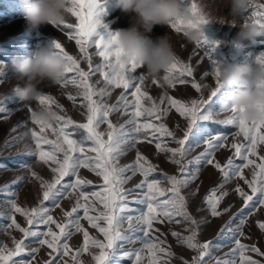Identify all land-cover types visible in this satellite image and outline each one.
Wrapping results in <instances>:
<instances>
[{
	"label": "snow or ice",
	"instance_id": "snow-or-ice-1",
	"mask_svg": "<svg viewBox=\"0 0 264 264\" xmlns=\"http://www.w3.org/2000/svg\"><path fill=\"white\" fill-rule=\"evenodd\" d=\"M102 2L103 0H73L75 7L70 9V12L71 16L75 17L78 22L62 23L55 26L62 32H66L68 39L74 40L75 45L79 48L80 55H70L59 40L53 41L57 50L67 60L66 74H71L70 76L66 75L60 84L65 87L71 84L79 89L76 95L69 94L68 99L75 104L77 96L82 97L81 103L86 108V122L78 123L71 117H64L58 113L55 120L50 122L38 118L36 112H32V121L39 126V131L31 130V137L35 142V156L39 161L49 165L53 178L50 181L43 180L35 172L31 173L32 176H37L41 180L43 189V198L35 207L28 209L19 205L15 199L8 200L10 211L6 210L4 213H0V221H7V223H0V229L15 228L22 233V237L20 239L12 237V247L0 243V264H33L40 247L45 245L51 251L48 253L50 259L44 261V264H61V261L63 264H68L64 257L69 256L70 253L73 264H84L80 259L84 253L91 256L92 264H121L124 259L129 260L130 264H143L145 250H147L149 257L148 264H160L164 257L159 256L158 253L164 254L169 259L174 253L170 249L161 247L160 245L164 241L159 240L158 237L153 239L150 233L153 230L154 221L163 223L165 220L175 223H180L183 220L190 223L191 227L187 229L189 235L183 236L175 231L172 232V235L177 238L178 243L197 252V256L192 258L191 264H202V260L207 255L211 245L210 241L203 244L198 241V221L188 212L186 198L181 194V188L191 179H195L196 176V173L187 171L188 166L182 161L188 151L185 145L189 138H199L206 131V125L201 122L213 120L212 112L208 111L207 105L220 90L219 80L216 81L217 86L211 89L207 98H204L203 89L207 88L208 85L197 82L191 63H186L176 57L166 70L163 81L169 87H175L177 84H191V87L201 93V96L199 99L184 102L181 99L167 96V92H165L160 98V103H156L146 91L142 90L145 76L135 74L140 66L136 63L123 64L117 59L120 53L118 49L113 47L115 45V33L107 30V25H104L105 33L96 32L98 25L102 23L98 18L100 12L103 11L99 7ZM188 4L194 14L199 17L201 23L210 21L198 9L195 0H188ZM251 17L264 23V4H255ZM172 28L180 31V28L175 24L172 25ZM94 33L99 38L93 41L91 37ZM201 37L202 42L201 40L196 42L198 46L205 47L208 43H218L209 42L208 37L204 34ZM93 45L96 49L94 54L101 57L103 61L95 65L92 59L93 53L89 52ZM204 56L215 65L213 69L218 74L216 62L212 60L207 49ZM258 59L264 62V53H261ZM81 60L87 62V70L81 67ZM95 73H99L103 77L105 87L97 88L95 84L90 83L91 77ZM208 74L207 71L204 72V76ZM153 82L156 83L157 79H153ZM96 83L98 84L99 81ZM113 86L125 91L121 92L116 103L109 104L103 101V97L111 95L110 88ZM129 89H134L130 93L133 99L128 98ZM165 97H167L168 107H161ZM145 99L152 102L151 107L144 105ZM37 100L43 107L52 109V106L55 105V107L62 109V106L50 95L41 93ZM172 108L187 120L183 137L179 139L165 123L152 122V120L161 121L162 117L166 116ZM121 110H123L122 114L130 112V118L125 121V124L132 125L128 132L124 131V124L117 127L109 119L112 112ZM0 111H7V109L0 107ZM235 112L236 110L232 109L231 114L225 119L214 122L234 125L239 129L235 136L242 134L245 142L234 141L231 147L235 149L234 156L238 157L241 162L237 163L234 158H229L227 163L222 165L219 161L214 163V158H209L212 157L215 149L224 147L222 142L227 140V136L221 134L210 136L204 141L207 148L200 157L196 158L195 163L198 165L203 159L209 165L214 164L215 168L222 172L225 180L232 176L243 180L244 184L251 189V194L239 185L235 191L243 198L245 208H250L255 204L264 205V155L258 151L259 147L264 145V121L247 124L237 119ZM145 115L152 119L142 123L140 117ZM103 124H107L106 132L99 130ZM48 130L51 131L53 138H49L47 135ZM77 130H84L86 135L82 139L73 138ZM149 135L157 140L160 137H171L178 145V147L170 148L162 142L155 144L158 152L170 153L169 160L179 167L180 176L164 174V179L170 185L167 189L161 187L160 180L149 178L152 173L157 171V167L139 151H137L136 158L132 163L123 166L119 164L118 158L128 150V145L134 148L141 138L148 139ZM149 142L151 143V141ZM45 146L48 147L45 148ZM90 153L94 155H90ZM28 154L33 155L31 152ZM253 156L258 157L260 163H257L256 159H252ZM191 163L193 162H189V164ZM250 166H253L252 175L251 179H247L244 176V169ZM81 168H87L98 177L103 178V184L99 185L101 191L89 193L82 190L86 184L91 182L79 177ZM129 171L133 176L139 173L143 180L136 184L134 189L126 190L123 185L132 178L125 176V173ZM66 177L68 182H65ZM72 177H76V179L73 181ZM9 187V185H5L0 188V192L12 195L8 193ZM220 187L222 185L210 189L205 196V202L213 217L221 215L218 210L219 204L227 195L226 192H220L217 195ZM68 189L80 190L79 197L71 211L64 213L67 219L61 223L53 218L50 214L51 209L45 207L44 202L52 201L56 207H59L58 200ZM135 190L141 192V198L135 203L142 207L136 210L138 215H126V213L133 211L127 200L128 193ZM90 196L103 205V210L98 209L96 204L89 200ZM81 198L83 203L80 202ZM250 202H252L251 205ZM80 209H83V219H86L92 228L97 229L103 235V239L91 236L80 223L81 217L78 215ZM90 212L97 214L91 215ZM241 212H244V209H241ZM17 213L24 217L27 227L21 226L17 222ZM73 214H77L75 219H73ZM125 220L128 223V233L122 230V224ZM244 222L245 220L242 218L240 225L233 233L234 237L243 235L240 229ZM41 225L45 226L46 230H40ZM53 225L59 231H54ZM258 226L264 230V222H258ZM72 228L77 233H83V244L75 249L68 243L73 235L70 231ZM156 231L159 230L156 229ZM133 237L140 242L141 247L122 250L123 243L133 242ZM30 239L38 247L29 248ZM235 244L236 248L233 249V255L239 253L241 264H259L258 261L245 255L248 250L259 253L258 248L253 245L249 249V246L241 243L238 238H235ZM93 249L97 251H92ZM260 254L264 255V253ZM25 255L29 259H24ZM164 264H167L166 260ZM184 264H189V262L184 261Z\"/></svg>",
	"mask_w": 264,
	"mask_h": 264
},
{
	"label": "rangeland",
	"instance_id": "rangeland-1",
	"mask_svg": "<svg viewBox=\"0 0 264 264\" xmlns=\"http://www.w3.org/2000/svg\"><path fill=\"white\" fill-rule=\"evenodd\" d=\"M198 5V9L202 11L204 16L210 21L205 25L204 33L208 37L209 42H219L218 44L208 43L204 46H198L196 42H190L186 40L182 34H177L172 28L166 26L157 25L153 28L151 33H145L150 39L154 40L157 36L163 35L165 31H168L172 35L174 51L176 57L180 58L186 63H191L194 67V76L198 83L207 84L208 87L203 89V96L207 98L211 89L215 86V82L212 78L211 72L215 65L204 56V52L207 49L210 52L212 60L219 64H239L246 62H253L254 59L264 53V36L258 37L256 42H250L247 40H240L237 37L238 27H234L229 23H221L220 17H227L228 8L226 6V0H195ZM182 6L188 4V0H181ZM255 4H264V0H254V4L250 7L247 15L252 16V12L255 9ZM24 4L22 0H0V107L6 108L7 111H0V188L5 185H9L8 193L12 195H6L0 192V213H4L6 210L10 211L8 200L15 199L16 202L25 208H32L39 204L43 198V189L41 187V180L37 178L41 177L43 180H52L53 173L49 165L39 161L35 156V142L31 137V130L35 129L39 131V126L32 121V112L39 111L43 106L38 100L32 101H20L13 92V87L20 83L14 73L12 61L14 58H22L30 55L37 47L41 45H50L54 40H59L70 55L78 56L79 48L75 45L74 40H70L67 37L66 32H62L59 28L51 24L42 26L39 30H30L27 27L26 21L22 14ZM103 10L99 14L101 24L98 25L96 32L105 33L106 29L104 25H107V30L113 33L119 29H126L132 24L133 14L124 13L118 8H115L111 0H103L99 5ZM228 19H231L228 17ZM76 21L75 17L69 16L66 23H73ZM96 33L93 34L91 40L98 39ZM202 42V37L200 38ZM115 47V45H113ZM96 49L93 45L89 52L93 53V64L101 63L102 58L95 55ZM81 67L87 70V62L81 60ZM208 72L207 76H204V72ZM137 75H144V69L140 67L137 70ZM162 73L157 82L154 83L152 78L145 79L142 90L146 91L149 96L153 98L156 103H160L161 96L167 92V96H171L176 99H181L184 102H190L192 99H199L201 93L197 92L188 85H179L175 87H169L164 81ZM70 76L71 74H66ZM191 79V78H189ZM99 81L97 84L96 82ZM90 83L95 84L97 88L105 87L103 77L99 73L92 75ZM41 93L50 95L62 106L61 108L52 106V109L59 115L64 117H71L78 123L86 122V108L81 103L82 97L77 96L76 103L68 99V95H76L79 91L78 88L69 84L68 86H62L60 83L56 85L42 84L40 86ZM129 89L127 94L129 99H133L130 95ZM111 95L103 97V101L109 104L116 103L121 92L125 90L122 88H110ZM235 91L234 88L229 89L227 87L220 88L219 92L209 101L207 105L208 111L212 112L213 120L202 121L201 123L206 125L205 133L199 138H189L185 147L188 149L186 156L182 163L186 164L187 171L189 173H196L195 179H191L185 186L181 188V194L185 196L187 201L188 212L194 219L198 221V241L203 244L205 242H211L207 255L203 258L202 264H241L239 253L233 255V249L236 248L235 238L240 239L241 243L249 246H255L260 252L248 250L245 252L247 257L256 260L259 264H264V230H261L258 226V222H264V205L255 204L250 208H245L243 198L235 191L237 185L242 187L246 192L251 194V189L248 188L244 181L236 176H232L230 179L225 180L220 170L216 169L214 164L209 165L203 159L197 165L195 163L196 158L200 157L205 152L207 144L204 142L210 136L225 135L227 140L223 141L224 147L217 148L213 152L212 157L215 161H219L222 165L227 163L229 158H234L235 162L240 163V159L234 156L235 149L231 147L232 143L245 142L244 137L235 136V133L239 129L234 125L217 124L214 121L223 120L230 115L227 111H218L221 108L222 103L229 99L230 93ZM97 99V97H94ZM144 105L151 107V101L145 99ZM161 107H168L167 97L164 99V103ZM123 110L112 112L109 119L114 125L124 124V131H130L132 125L125 124L130 118V112L122 114ZM152 119L147 115L140 117V121L143 123L146 120ZM153 123L163 122L167 127L173 131L176 138H182L183 132L187 127V120L182 117L178 112L172 108L166 116H163L161 121L152 120ZM100 131L107 130V124L101 125ZM49 138H53L51 131H47ZM86 135L84 130H77L74 133L75 139H82ZM157 136L159 134L157 133ZM106 138V136H105ZM151 141V143L149 142ZM157 142L166 144L167 147H178L175 141L171 137H160L159 140L149 135L148 139L141 138L135 147L128 145V150L122 154L119 158V164L121 166L132 163L136 158V153L139 151L144 157H146L152 164L156 165L157 171L152 173L150 179H156L161 181V187L167 189L170 187L167 180L164 179V174L169 176H180L179 167L169 160L170 153H160L155 147ZM48 146H45L47 148ZM261 155H264V145H261L258 149ZM31 152L33 155H29ZM90 155H94L91 154ZM256 159L257 163H260L258 157H251ZM189 162H193L189 164ZM198 169V171H197ZM253 166L244 169V176L247 179H251ZM35 172L37 176H32L31 173ZM125 176H131L132 178L123 185L126 190L134 189L143 177L137 173L126 172ZM79 177L85 181H90V184H86L83 187V191L91 193L92 191H101L99 185L103 184V178L98 177L94 172L87 168H81L79 170ZM76 177H72L74 181ZM16 183H13V182ZM65 182H68V178H65ZM222 185L217 195L220 192H226L227 195L221 200L219 204V211L221 215L213 217L210 214L208 206L205 202V196L209 193V190L217 186ZM59 187V186H58ZM80 190L68 189L67 192L58 200L59 207H56L52 201H45L44 206L51 209L50 214L55 220L63 223L67 218L64 213L71 211L72 207L76 205L77 198L79 197ZM193 193H195L193 195ZM141 198L140 190L130 191L127 196L129 201V207L133 211L126 213V215H138L137 209L142 206L135 203L136 200ZM89 200L96 204V207L103 210V205L95 198L89 197ZM83 203V199L80 200ZM252 202H250V205ZM227 209V211H224ZM244 209V212H241ZM91 215H96V212H90ZM77 214H73L75 219ZM78 215L81 217L80 223L89 232V234L97 239H103V235L97 230L91 227L86 219H83V209H80ZM244 218L245 222L240 229L243 232L242 236H233L237 226L240 225L241 219ZM17 222L21 226L27 227V222L19 213L16 214ZM0 223L6 224L7 221H0ZM54 231H59L52 226ZM191 225L187 221L181 220L180 223L169 222L165 220L163 223L154 221L153 230L150 235L153 239L159 238L164 241L161 247L170 249L174 255L169 259L164 254L159 256L164 257L160 264H184V261H188L191 264L192 258L197 256V252L193 249H189L186 245L178 243L177 238L172 235V232L181 233L183 236L189 235L187 231ZM158 229L159 231H156ZM223 229V232H222ZM40 230H46L45 226L41 225ZM122 230L128 233V223L125 220L122 224ZM73 235L69 239L68 243L72 248H78L83 244V233H77L74 228L70 229ZM12 237L20 239L22 233L15 228L0 229V243L7 244L12 247ZM28 247H38L33 241L29 240ZM141 247L139 241L133 237V242L123 243L122 250L138 249ZM51 249L47 246H41L40 251L36 254V259L33 264H44V261L50 259L48 253ZM92 251H97L93 249ZM24 259H29L26 255ZM68 261V264H73L71 259V253L69 256L64 257ZM80 259L84 264H92L91 256L87 253L81 255ZM147 250L144 253L143 264H148ZM63 264V261H61ZM121 264H130V261L124 259Z\"/></svg>",
	"mask_w": 264,
	"mask_h": 264
},
{
	"label": "clouds",
	"instance_id": "clouds-1",
	"mask_svg": "<svg viewBox=\"0 0 264 264\" xmlns=\"http://www.w3.org/2000/svg\"><path fill=\"white\" fill-rule=\"evenodd\" d=\"M22 14L30 30H39L42 26L66 23L71 15L73 0H22ZM113 6L124 13L133 14L132 24L126 29L115 31V48L119 50L118 60L123 64L136 63L144 69L145 78L157 79L174 62L176 54L172 35L165 31L163 35L150 40L145 33H151L157 25L172 28L175 24L190 42H197L204 34L207 23H201L189 4L182 6L181 0H111ZM254 0H226L227 17H220L221 23L238 27L237 37L255 43L264 36V23L247 15ZM230 17L231 19H228ZM218 42V41H217ZM219 43V42H218ZM217 43V44H218ZM259 56V55H258ZM239 64H219L218 74L211 72L219 87L234 88L229 99L225 100L218 111L231 114L235 109L237 119L247 124L264 121V62L258 59ZM17 83L13 87L20 101L37 100L41 95L42 84H59L66 76L67 60L57 50L55 43L41 45L30 55L14 58L12 61ZM57 112L42 107L36 116L46 121H54Z\"/></svg>",
	"mask_w": 264,
	"mask_h": 264
}]
</instances>
